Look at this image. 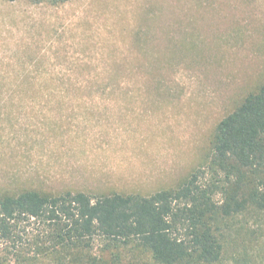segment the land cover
I'll return each mask as SVG.
<instances>
[{
  "label": "rangeland",
  "instance_id": "obj_1",
  "mask_svg": "<svg viewBox=\"0 0 264 264\" xmlns=\"http://www.w3.org/2000/svg\"><path fill=\"white\" fill-rule=\"evenodd\" d=\"M263 81L264 0H0V191L175 187ZM242 221L218 264H264Z\"/></svg>",
  "mask_w": 264,
  "mask_h": 264
},
{
  "label": "trees",
  "instance_id": "obj_2",
  "mask_svg": "<svg viewBox=\"0 0 264 264\" xmlns=\"http://www.w3.org/2000/svg\"><path fill=\"white\" fill-rule=\"evenodd\" d=\"M237 218H264V81L218 121L209 152L175 187L0 191V264H218Z\"/></svg>",
  "mask_w": 264,
  "mask_h": 264
}]
</instances>
